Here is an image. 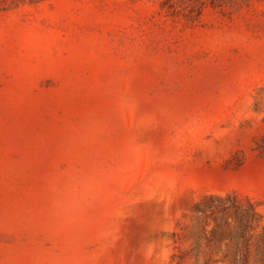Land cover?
Returning <instances> with one entry per match:
<instances>
[{
  "label": "rangeland",
  "instance_id": "374dc122",
  "mask_svg": "<svg viewBox=\"0 0 264 264\" xmlns=\"http://www.w3.org/2000/svg\"><path fill=\"white\" fill-rule=\"evenodd\" d=\"M0 264H264V0H0Z\"/></svg>",
  "mask_w": 264,
  "mask_h": 264
}]
</instances>
